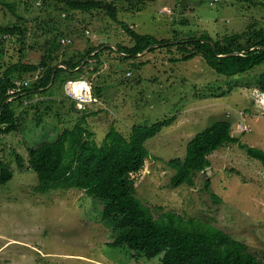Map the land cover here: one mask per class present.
<instances>
[{
	"label": "rangeland",
	"instance_id": "obj_1",
	"mask_svg": "<svg viewBox=\"0 0 264 264\" xmlns=\"http://www.w3.org/2000/svg\"><path fill=\"white\" fill-rule=\"evenodd\" d=\"M107 1L117 6V20L105 14H79V18L71 19L74 31L64 36L72 43L61 46L65 58H82L99 46V71H91L96 63L91 59L81 72L66 73L58 79L47 93L15 99L21 123L35 126L36 113L40 112L47 125L73 128L81 113L71 110L72 101L66 97L64 85L76 78L91 80L95 88H102V98L88 108L100 110L87 125L98 143L111 126L129 134L134 124L151 125L172 118L170 126L146 142L150 156L135 176L137 196L156 217L171 211L222 229L264 261L262 163L238 144H227L209 156L211 165L197 173L194 186L176 188L170 187L175 170L168 165L170 159L185 156L187 143L198 132L221 119L231 120L232 134L242 142L264 149V91L256 83L264 64L238 77V85L230 91L229 79L216 74L201 56L172 61V57L181 56L176 46L171 51L157 47L134 59L122 58L117 46L131 42L122 27L125 23L158 39H182L206 32L217 37L241 32L256 21L257 29H264V0ZM21 2L32 4L31 0ZM132 3H139V7ZM20 12L30 15L24 6ZM21 24L0 4V25ZM84 28L90 30L87 37ZM94 34L97 38L90 39ZM21 45L19 35H0V56L7 62L19 60ZM27 52L26 60L39 61V52ZM215 91H225V95L213 96ZM241 125L248 129L241 130ZM39 141V135L30 136L27 142L19 133L0 136V158L13 171V178L0 184V264H161L158 257H130L133 252L110 243L112 230L102 219L104 201L78 188L46 193L35 190L37 173L26 162L19 166L13 152L22 153L27 160L26 147Z\"/></svg>",
	"mask_w": 264,
	"mask_h": 264
},
{
	"label": "trees",
	"instance_id": "obj_2",
	"mask_svg": "<svg viewBox=\"0 0 264 264\" xmlns=\"http://www.w3.org/2000/svg\"><path fill=\"white\" fill-rule=\"evenodd\" d=\"M21 1L0 0V4L12 11L22 23L14 27L0 25V35L4 38L19 35L22 40L19 60L7 62L0 56V136L19 133L27 142L30 136L38 138L39 135L37 145L26 147L27 160L22 153L13 152L19 166L23 167L26 162L28 168L37 173L35 190L46 193L52 189L78 188L94 199L104 201L102 219L111 227L110 243L133 252L130 257H158L161 264H264L243 241L224 230L206 226L194 218L184 219L171 211L156 217L137 196L132 173L141 171L150 156L147 140L170 126L172 118L151 125L134 124L129 134L111 126L103 141L98 143L87 125L88 119L97 116L100 110L90 111V106L78 110L72 102L71 110L81 113L73 128L62 130L57 124L47 125L40 112L36 113L35 126H23L14 108L15 99L47 93L58 79L66 73L81 72L91 59H96L91 71H99L101 60L99 51H96L99 46L89 49L82 58H65L61 54L60 40L74 31L71 19L79 18V14H105L117 20L118 10L113 2L107 0H42L39 6H35L33 0L30 5ZM131 5L139 7V3ZM22 6L29 16L20 12ZM256 26L257 21L241 32L217 37L206 32L182 39H158L139 33L125 23L122 27L131 36V42L117 46L119 55L123 53L122 58L127 59L137 58L157 47L165 46L171 51L176 46L181 56L172 57V61H190L201 56L216 74L229 79L228 87L232 91L238 85V77L248 75L264 64V29ZM27 51L39 52V61L26 60ZM37 72L39 77L35 79ZM26 79L30 80L28 85L11 92L18 89L19 80ZM256 83L264 91V71ZM93 92L99 101L103 96L102 88L93 86ZM221 92L215 91L212 95H225V91ZM232 127L229 119L214 122L187 143L184 157L170 159L168 165L175 170L170 187L194 186L197 173L211 165L209 156L227 144H238L264 166V149L242 142L240 137L232 134ZM9 165L0 158V184L13 178Z\"/></svg>",
	"mask_w": 264,
	"mask_h": 264
},
{
	"label": "built area",
	"instance_id": "obj_3",
	"mask_svg": "<svg viewBox=\"0 0 264 264\" xmlns=\"http://www.w3.org/2000/svg\"><path fill=\"white\" fill-rule=\"evenodd\" d=\"M35 2L36 6L41 5L42 0H33ZM214 1H218V0H214ZM213 4V3H212ZM171 11V10H169ZM90 34V30L86 29L85 30V36L87 37V34ZM6 37V36H5ZM93 38H97L96 35L94 34L92 37H90V39ZM62 45H69L70 43H72V40L70 37H64L63 39L60 40ZM121 55H123V53H121ZM132 72L129 71L128 75H131ZM39 74L35 75V79H38ZM30 82L29 79H26L24 81H18V89L11 91L12 93H14L15 91H19L20 90V86L22 85H28ZM64 90H65V95L72 100V102H74V105L76 106V108L78 110H84L86 109L90 104L97 102V98L94 96V92H93V83L90 80H87L85 78H80V79H71L68 80L66 82V84L64 85ZM248 127L247 126H243L241 125V130H247ZM137 173H132V176L135 178Z\"/></svg>",
	"mask_w": 264,
	"mask_h": 264
},
{
	"label": "crops",
	"instance_id": "obj_4",
	"mask_svg": "<svg viewBox=\"0 0 264 264\" xmlns=\"http://www.w3.org/2000/svg\"><path fill=\"white\" fill-rule=\"evenodd\" d=\"M89 106H90V105H89ZM89 106H88V107H89Z\"/></svg>",
	"mask_w": 264,
	"mask_h": 264
}]
</instances>
